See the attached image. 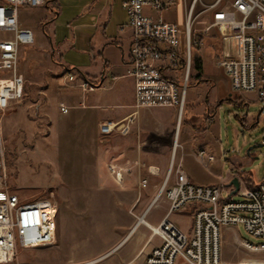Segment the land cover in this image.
Masks as SVG:
<instances>
[{"label":"rangeland","instance_id":"1","mask_svg":"<svg viewBox=\"0 0 264 264\" xmlns=\"http://www.w3.org/2000/svg\"><path fill=\"white\" fill-rule=\"evenodd\" d=\"M191 1L187 0L188 5ZM214 1L202 0L198 5V22L205 21L207 14L202 12ZM62 2L65 14L58 24L60 41L74 37V28L81 29L78 33L83 36L97 31L96 27L91 28L96 13L89 12L80 23L75 21L72 27H68L71 21L67 18L72 15L77 1L60 0ZM51 10L22 7L19 12L21 24L34 31L36 46L22 47L19 69L26 81L25 93L23 99L12 105L3 116L2 128L11 191L25 201L51 200L57 207L58 229L54 245L21 251L17 262L146 264L147 251H130L135 245V236L113 251L141 216L140 200L145 201L149 196L145 190L140 196V178L147 176L148 166L147 157L145 160L142 157L145 165L140 164V134L142 142L148 141L145 151L158 159L169 155L168 139L172 137L173 140V133L162 135L157 127L140 124V115L145 110L140 111L128 135L114 133L104 136L100 133V125L104 121H121L134 112L131 108L134 102L133 81L124 76L126 70L121 65L122 52L114 49L106 59L116 66L112 73L124 77L112 80L111 71H107L106 76L112 82H107L105 89L84 92L79 82L66 80L67 74L71 72L78 79L85 76L79 70L99 75L104 65L103 58L96 55L94 60L92 52H84L78 47L66 48L61 58L65 65L59 64L58 56L52 55L48 47L44 48L48 45L49 34L52 35L48 27L53 18ZM172 12V17L171 13L165 16L184 21L183 3L173 8ZM45 27L46 31H43ZM200 27V24H195V28ZM195 39L199 40V37ZM194 56L201 60V77H197L199 72L194 68L186 112L189 119L200 113L205 117L203 122L199 119L184 122L180 134V143L184 147L178 150L177 165L183 157V170L195 184L201 186L224 185L223 180L230 167L228 158L251 161L252 164L245 170L261 176L264 147L252 150L250 156L247 152L263 143L264 105L255 95L254 101L244 102L248 106L236 104L229 97V80L219 66L222 58L238 59L241 56L239 39L227 29L221 32L212 30L209 36L201 39V45L194 48ZM61 104L72 109L68 115L61 114ZM190 104L193 105L191 109ZM156 114L161 124H170L175 117L172 109L158 110ZM208 116L213 117L214 123L211 124L212 119ZM187 127H194L195 130L192 131V140L186 144ZM153 139L159 141L160 148H153ZM118 150L124 154L123 169L128 171L121 183L115 181L111 172V156L117 155ZM200 150L214 153L218 161L209 163L206 159L202 160ZM165 164L162 175L155 179L156 182L151 181V185L162 184L169 160ZM223 198H229L226 187ZM231 198L236 201L243 199L238 194ZM168 208L169 203L162 198L152 207L147 220L157 226ZM171 221L188 235L194 233L192 212H176ZM141 231L147 229L142 227ZM221 237L224 264H247V260H254L252 264H264V254L249 252L240 245V241L254 245L263 242L249 235L242 225L223 227ZM158 243L159 238L156 237L154 244Z\"/></svg>","mask_w":264,"mask_h":264},{"label":"built area","instance_id":"2","mask_svg":"<svg viewBox=\"0 0 264 264\" xmlns=\"http://www.w3.org/2000/svg\"><path fill=\"white\" fill-rule=\"evenodd\" d=\"M48 1L0 0V264H21L17 262L21 251L52 246L56 241V205L45 199L22 200L8 185L2 128L3 116L25 93L26 81L19 69L22 47L36 44L34 31L21 25L19 12L22 7H45ZM182 3L183 22L165 16L169 13L173 16V8ZM200 3L202 0H192L190 5L187 0H126L122 4L132 30L128 77L134 82V112L125 120L102 123L100 133L128 135L142 110L176 111V137L169 168L150 206L138 218V223L150 230L152 238L160 239L159 246L147 254L146 264H224L221 230L238 225L263 241L258 245L240 241V245L249 252L264 254V178L256 189L240 192L243 199L236 201L223 198L221 185L195 184L182 165L176 164L181 148L178 135L193 74L194 48L201 45L202 37L209 36L210 31L227 29L239 39L241 56L222 58L219 66L233 93H253L264 105V0H215L202 12L207 14L205 21L198 22L196 12ZM195 24L203 28H195ZM197 36L199 40L195 39ZM66 80L74 83L78 77L70 72ZM80 81L79 87L84 92L99 88L85 79ZM59 109L62 115L72 110L65 104ZM199 157L208 162L215 160L205 150L199 152ZM111 172L115 181L121 183L128 171L112 165ZM148 173L154 177L158 174L153 167ZM139 186L147 189L148 180L140 178ZM162 198L169 203V209L159 225L153 226L146 218ZM186 211L194 215L192 235L171 221L174 213Z\"/></svg>","mask_w":264,"mask_h":264},{"label":"crops","instance_id":"3","mask_svg":"<svg viewBox=\"0 0 264 264\" xmlns=\"http://www.w3.org/2000/svg\"><path fill=\"white\" fill-rule=\"evenodd\" d=\"M74 1H77V4L75 7H73L72 15L69 18H67L71 21V23L68 24V27H72V25H73V23H75V21L80 23L83 16L89 12V13H96V17L94 18L95 23L92 25L91 28L96 27L97 31L93 34H90L89 36H83L82 34L78 33L81 29L74 28L75 29L74 30L75 31L74 37L66 38L63 41H60V36H58V29H59L58 24H59L61 17L64 16V14H65L64 13L65 4L63 2L60 3V0H49L48 4L43 8L46 10L52 9L51 12L53 13V18L50 21L47 20V22L49 21L48 27L51 28L52 35L49 34L48 45H45L44 48L48 47L52 51V55L58 56V58H59L58 60L60 62L59 64H61V65H65L61 58L63 56V51L66 48L72 49L74 47H78L79 49H82V51H84V52H92L94 54V60H96V55L103 58L104 65L102 67V72L99 75L91 73L87 70H79V71H81L85 74V76H83L81 79H85V80L89 81L91 84H94V85L99 87L96 91H98L100 89H105L106 83L112 82V81H109V78L106 76L107 71H109V72L111 71V73H112V71L116 68V66L114 64H112V62L108 58L106 59V56H110L111 55L110 53H112L114 49L121 50V52H122V64L121 65H122V68L126 70V75H124V76L128 77V71H129V65H130L129 64L130 63V45H131V40H132V30L128 26V15L124 11V9L122 8V4L126 0H74ZM79 25L83 26L84 24H79ZM79 25H78V27H82ZM22 26L26 27L25 25H22ZM43 31H46V27L43 28ZM35 46H36V44H35ZM124 76L115 75L112 73V80L123 78ZM81 79H78L77 82L81 83V81H80ZM133 91H134V82H133ZM229 92H230L229 97L233 98L234 102L236 104L242 103L241 106H243V105L248 106V104H246L244 102H249L250 100H253V101L255 100V98H254L255 94H253V93H233L231 90L230 83H229ZM90 93H93V92H90ZM256 98H257V100H259L257 96H256ZM133 104H134V102H133ZM133 104L131 105V108H132ZM188 106L190 107V109L193 107L192 104H190ZM158 110H162V109H155V110L152 109V111H150V112L145 110L144 114L140 115V124L149 125V126L154 127V128L157 127L161 131L162 135L173 133V140H172V137H170L168 139L170 142V153H169V155H166L165 157H162V158L155 159V158L150 156L151 153L148 152V150L145 151V146L148 144V141L142 142V136L140 134V164L143 163L145 165V162L144 161L142 162V157H143V159L144 158L146 159V157L148 158L147 159L148 161H146V163L148 164V166L146 167L147 176L143 177V178L147 179L149 182L148 188L145 189V191L148 192L149 196L147 197V199L145 201L140 200V206H141L140 207V214H141V216L144 214V212L150 206L152 200L154 199V197L157 193V190H158L157 187L160 185V184H156L153 186V185H151V181L156 182L155 179L162 175L163 169L166 165L165 163L168 162V160H169V164H168V168H169L170 161L172 158L173 142H174V139L176 137V128H177L176 111L174 110L175 117L172 118V123L161 124V122L158 120V116H156V115H158V114H156V112ZM154 117H156V118L154 119ZM203 117H205L203 115V113H200V114H196V116L195 115L190 116V119H189V115H187V112L185 113V117H184L183 123L181 125L179 135H178L179 143H180V139H181V137H180L181 129L183 128L184 122L186 123V120H188V121L194 120L196 122L198 119L200 120V122L201 121L203 122ZM208 118L212 119L211 124L214 123L212 116H208ZM125 119H123V120H125ZM108 121H113V120H106L103 123L108 122ZM113 122H119V121H113ZM174 122H175V124H174ZM187 130H188V132H187L186 144H187V142H190L192 140V131L194 132L195 129H194V127L193 128L187 127ZM263 140H264V137L262 139V142H263ZM151 142H152L153 148L154 147L160 148L159 147L160 144H159L158 140L153 139ZM180 145H181V148L184 147L181 143H180ZM115 149H117V148L115 147ZM210 155H213L215 157V160L213 162H209V163H215L218 161V158L215 156L214 153H211ZM163 158H164V160H162ZM111 159H112L111 165H116L119 168H124V164H123L124 154L121 151L118 150L117 155L115 154V155L111 156ZM228 161L230 163V167L227 169L228 173L224 177V180H223L224 185H221V186H224L227 188V190L229 192V196L234 191V188L230 186V183L234 178H238L240 181V191L237 193L238 195H240V192L244 193L246 191L256 189L259 186V184L262 182V180L264 178V164H263L262 174H261V176L258 177L256 172H254V171L249 172V171L245 170L247 166L252 164L251 161H245V160L238 158V157H235L234 159L228 158ZM182 162H183V157L181 158L179 164L182 165ZM176 164H177V157H176ZM150 167L155 168V170L158 172L156 177L149 175L148 169ZM168 168H167V170H168ZM167 170H166V172H167ZM166 172H165V175H166ZM125 175L126 174L124 173V179H125ZM165 175H164V177H165ZM140 177H142V175ZM207 186H216V184H211V185H207ZM154 189L156 190V192H154ZM129 190H130V192H132V189H129ZM143 191H144V189H140V196L142 195ZM144 207H146V208H144ZM138 218L140 219V217H138ZM142 227H145L147 229V231H149V234L147 231H141ZM133 236H135L137 238H136V242H135L134 247L131 248L130 251H133V249H134V252H136V253H139L141 251H147L148 253H150L153 248L159 246V244H160V239H159L158 244H156V245L154 244L156 237L152 238L150 230L145 225H143V224L140 225V222L138 223V220H137L131 226V230H130L129 234L124 238L122 243L113 252L118 250V248H120L124 244L125 241L127 242ZM113 252H111V254ZM253 261L247 260L246 263L252 264Z\"/></svg>","mask_w":264,"mask_h":264},{"label":"water","instance_id":"4","mask_svg":"<svg viewBox=\"0 0 264 264\" xmlns=\"http://www.w3.org/2000/svg\"><path fill=\"white\" fill-rule=\"evenodd\" d=\"M260 147H264V144L262 143V144H259V145L251 147L248 150L247 155L250 156L252 150H254L256 148H260ZM230 186L234 188L233 193L229 196L231 198L233 195H236L240 191V181H239V179L238 178H234L231 181Z\"/></svg>","mask_w":264,"mask_h":264},{"label":"trees","instance_id":"5","mask_svg":"<svg viewBox=\"0 0 264 264\" xmlns=\"http://www.w3.org/2000/svg\"><path fill=\"white\" fill-rule=\"evenodd\" d=\"M203 38V37H202ZM196 68V70L199 72L197 77L200 78L201 77V74H200V71L202 69V65H201V60L199 57L197 56H194L193 57V69ZM202 82V80H200V83Z\"/></svg>","mask_w":264,"mask_h":264}]
</instances>
